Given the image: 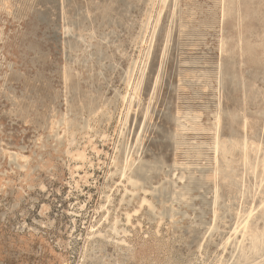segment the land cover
<instances>
[{"label":"rangeland","instance_id":"rangeland-1","mask_svg":"<svg viewBox=\"0 0 264 264\" xmlns=\"http://www.w3.org/2000/svg\"><path fill=\"white\" fill-rule=\"evenodd\" d=\"M0 264H264V0H0Z\"/></svg>","mask_w":264,"mask_h":264},{"label":"bare ground","instance_id":"bare-ground-1","mask_svg":"<svg viewBox=\"0 0 264 264\" xmlns=\"http://www.w3.org/2000/svg\"><path fill=\"white\" fill-rule=\"evenodd\" d=\"M254 212H255V209L254 208H252L251 210H250V212H249V214L247 215V217L244 219V221H242L241 223L239 222L238 224H237V228L235 229V231H237L238 229H239V227H244V228H246V225H247V223H248V221H249V219L252 217V215L254 214ZM246 223V224H245Z\"/></svg>","mask_w":264,"mask_h":264}]
</instances>
